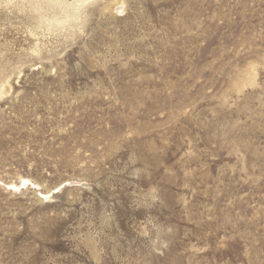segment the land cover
Masks as SVG:
<instances>
[{
	"label": "rangeland",
	"instance_id": "1",
	"mask_svg": "<svg viewBox=\"0 0 264 264\" xmlns=\"http://www.w3.org/2000/svg\"><path fill=\"white\" fill-rule=\"evenodd\" d=\"M2 81L0 264H264V0H0Z\"/></svg>",
	"mask_w": 264,
	"mask_h": 264
},
{
	"label": "bare ground",
	"instance_id": "2",
	"mask_svg": "<svg viewBox=\"0 0 264 264\" xmlns=\"http://www.w3.org/2000/svg\"><path fill=\"white\" fill-rule=\"evenodd\" d=\"M115 2V1H114ZM113 2V3H114ZM110 6H114V4H111ZM107 9H108V7H107ZM66 11H67V13L68 14H71V16H69L68 18H73V19H77L78 18V13H77V11H78V8H77V4L76 3H73V4H71V5H68L67 7H66ZM48 21V22H47ZM56 22H59V20H56ZM46 23H49V24H52L51 23V21H49V20H47V19H44V20H41L40 19V24H42V25H46ZM5 82V81H4ZM3 81L1 82V84H0V98L3 96V95H5V87H6V85H8L9 84V82L7 83H4ZM4 83V84H3Z\"/></svg>",
	"mask_w": 264,
	"mask_h": 264
}]
</instances>
